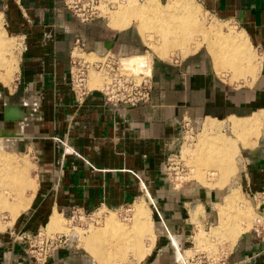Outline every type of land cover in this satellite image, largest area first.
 <instances>
[{"label":"crops","instance_id":"obj_1","mask_svg":"<svg viewBox=\"0 0 264 264\" xmlns=\"http://www.w3.org/2000/svg\"><path fill=\"white\" fill-rule=\"evenodd\" d=\"M197 4L198 16L202 6L232 19L243 30L238 34L244 37L252 63L244 76L229 80L249 82L236 85L220 78L225 76L223 70L218 69L204 40L213 67L208 54L200 50L175 62L152 59L150 101L131 107L107 103L98 90L76 99L68 77L76 37L83 40L85 52L74 54L87 61L98 60L107 51H128L131 43L124 29L131 25L148 47L134 20L125 26L104 16L108 22L96 18L81 23L60 0H0V16L21 38L15 84L20 95L14 101L9 92L2 103L24 113L21 126L19 120L0 119V141L10 153L4 155L29 163L25 153L6 142L22 135L36 163L28 207L14 220L5 217L6 228L0 229V264H31L25 245L14 238L18 234L44 228L47 222L46 230L54 229L75 208L85 212L119 209L136 201L151 205L157 215L154 264H171L170 249L175 251L174 260L183 264L179 252L192 236L189 224L207 206L215 188L203 193L198 188L195 191L193 184L178 186L166 173L167 156L179 148L180 124L189 119L194 126L206 118L202 127L209 120H243L264 113V0H198ZM146 53L132 51L121 58ZM256 128L259 132V124ZM245 136L236 141L237 155L242 152L243 159L240 183L245 190L259 194L264 191V144L258 143L262 136ZM23 166L31 174L34 166ZM214 204L220 203L213 202L211 207ZM226 256L227 264H264V242L249 230L237 237ZM47 264L94 263L77 248L66 246L57 249Z\"/></svg>","mask_w":264,"mask_h":264},{"label":"rangeland","instance_id":"obj_2","mask_svg":"<svg viewBox=\"0 0 264 264\" xmlns=\"http://www.w3.org/2000/svg\"><path fill=\"white\" fill-rule=\"evenodd\" d=\"M87 1L88 0H81L80 3H78V6L81 8L82 7L81 3L85 4ZM100 1H102L103 4L99 5ZM100 1H98V0H93V2L88 1L89 5H88V7H87V5H85L84 13L89 19L90 18H102L105 22H108L107 18H103L104 16L102 15V12L105 16H108L111 19V16L113 14H116L118 12V10L121 9V7H122L121 2H123L124 0H100ZM144 1L145 0H137L136 2L142 3ZM190 1H192L193 3L198 5L197 4L198 0H190ZM160 2H161L160 3L161 6H162L163 0H161ZM166 3L168 5L170 4V2H166ZM91 4L94 7L99 5V9H100V6L102 5L101 6L102 11L101 10L100 11H101V15L103 17H98V15H100V11L97 8H95V9H97L96 11L94 8H90ZM127 5L129 6L128 3L125 4V6H127ZM196 18H197L196 24H199L198 26L202 27L203 33L205 31V34H206L205 37H202L203 39L200 38L201 41L202 40L204 41V39H205V41L210 43V44L211 43L216 44V43H220V42L226 40L230 36H233V37L238 38L239 41L242 40L241 44L243 45L244 51L249 56L252 57L251 52L249 51L248 46H247L244 38L238 34V31H243V30L240 29L239 26H237V24L232 19H229V18L225 17L224 15L215 14L212 12H207L206 10H204L202 8V6H201V15L197 16ZM132 20H134V19L132 18ZM214 20H219L220 22H223L226 24L220 25ZM135 28L136 27L134 25H131L128 28L124 29V31H126L128 33V40L130 41L131 44L129 45L130 47H129L128 51H126V52H116L115 51V53H118L117 54L118 56H121V57L126 56V55L130 54L132 51L133 52L146 53L147 51L150 50V46L147 47L146 45H144L141 42L140 36L137 33ZM139 32H140V30H139ZM156 39H157V37L154 36L153 40L155 41ZM20 43H21V38L17 37L14 34V32L8 27V25L6 24V22L4 20L3 15L1 14V16H0V44H1L0 45L1 46L0 47V53H1L2 57L5 58L4 59L5 61H8V62L11 61V63L13 64V67H15V69L11 72L10 77L8 75L9 79L7 81H1L0 80V94H1L0 103H2L3 100H5V101L7 100L6 94L9 92L13 93L14 97L12 100L15 101L19 98L20 93H18L17 88L15 87V84L17 81L16 78H17L18 71H19V63H20V55H21L20 54V45H19ZM194 44L195 43H192L191 46L194 47ZM195 46H196V44H195ZM187 48H188V46H187ZM198 50L208 54L207 49L204 46H201ZM171 51H172V53H170V56L167 59H160V60L175 62L176 60H179L180 58H183L187 55H190V54L196 52V51H194V52L185 51L182 53V51H179L177 49H173ZM80 53H82V52H80ZM111 53L112 52H108V55H110ZM148 54H149V52L146 53V55H148ZM208 56H209V64H210V66L213 67L210 55L208 54ZM212 56H213V54H212ZM152 59L155 60V59H159V58L156 55L151 54V60L149 62V67H151ZM88 61L93 62L96 60H88ZM151 70H152V67H151ZM5 73H6V71H5ZM223 74L225 76H223V77L221 76L220 78H222L223 80H225L226 82H229L231 84L239 85L242 83L249 82L247 80L246 81L241 80L239 82L230 81L229 78L231 80L237 79V75H235L234 71H232V70H227V69L225 70L224 69ZM91 78H92V86H94V87L102 86L104 77L101 75V73H98V72L92 70L91 71ZM262 110H264V109H262ZM259 111H261V110H259ZM259 111H255L254 113L259 112ZM262 114L263 113H261V114L259 113L258 115L253 117V119L257 121L256 124H259V132L260 133H262V132L264 133V125H263L264 123L260 122V120H259V118L262 117ZM20 120L21 119H19V123H18L19 126H21V123H22V122L20 123ZM209 121L216 125V130H215V132H213L215 134V136L221 135L222 137H226V138L233 137L234 128L231 127L232 125H230L231 120L230 121H228V120L219 121V122L217 120H214V121L209 120ZM200 123L201 122H199V123L197 122L193 126V131H194L193 139L192 140H185V139L182 140L181 139L180 143H179V148H178L177 152H175L178 154V151H179L180 155H181L180 156V165H181L180 168L181 167L183 168V172L181 173L182 177L175 178L176 175L174 174V171L172 169H166V172L169 173L170 179L173 180L175 182V184H178V185L185 184V183L187 185L193 184L195 191L198 188L200 191H203V193H204V190L208 191L209 190L208 188H215L211 191L210 198H209L210 200H209V203L207 204V206L205 208L201 206L202 209H199V211H197V213H195L193 215L194 216L192 218L193 222L191 225L189 224V228L191 230L192 236H194V237H192V236L189 237V241L185 242L183 244V247L181 248V252L185 256V258H184L185 264H189V262L190 263L194 262L197 257L204 256V255H207L210 257L216 256V259H218L219 256L226 253L227 250L229 248H231L232 244L235 242V240L237 239L238 236H240V235L244 234L245 232L251 230L253 220L258 216L259 212L261 213V211L264 210V191L260 192L259 194L251 193V192L245 190L244 188H242V186H241V183H240V174H241L240 170L241 169L240 168H241V164H242V160H243L242 159V152H240L239 155H237V151L234 154H232L229 165H227L228 164L227 162H221V159H219L217 161L215 160L216 162L211 161L210 167L207 166L204 169L206 175L204 176L205 173L202 174L204 176L203 180H200L198 174H196L195 171H193V167L195 166V164H193V160H194L193 158H197V156L199 154L198 153L199 149L202 147L201 136L203 134L204 125L207 122L205 124H203L202 127L200 126ZM256 127H257V125H256ZM17 129L21 133H23V131L21 130L20 127H17ZM21 137H22V135L15 136V137H9L8 139H6V142L11 147H15V150L26 154V158H27L26 160L30 164L27 162L25 164H27L28 166L30 165V167L32 164L34 166V168H33V171L31 172V174H29V173L27 174V172L26 171L25 172H26L28 179H30L33 182L32 179L36 180V177H35L36 163L32 157V154L27 150V147L25 145V140ZM2 141L3 140L0 141L1 142V145H0V148H1L0 149V161L1 162H3V161H10L11 162L12 161L15 164H17V169H21V168L23 169V167H24L23 165H25V164L23 163V161L21 159H17V158H13V157H9V156L4 155V154H7L9 152L6 150L5 144ZM258 143L264 144V136H262L258 140ZM1 162H0V166L2 167L3 164ZM218 162H220V164L215 165ZM223 167L225 170L232 172V174H230L228 176V179L224 180V181H223L224 176L222 177V173H224V172L221 171V170H223L222 169ZM198 170H200V169H198ZM211 171L216 172V174H217V175L215 174L216 177H213L214 175H211ZM236 187H237L238 191H235V190L233 191V189ZM204 196H206V195L204 194ZM235 196H236V198H235ZM16 197L17 196H14V195L13 196L9 195L6 197V206H4V209H2L0 211V229L6 228L5 217H8V218L14 220L24 212L23 211L21 214L16 215V216H15V214H13L15 212L13 210V208L19 207L18 205H20V203H19L20 201H19L18 197L17 198ZM199 198H202V195ZM224 198H225V200H224ZM230 198H232V199H230ZM213 202H216V203L218 202L220 204H218V205L214 204L215 206L211 207V203H213ZM134 205L137 206L138 202L136 201L132 204L126 205V206L119 208V209H108V210L112 211L108 215H106L108 213L107 208L105 210H104V208H97V209L85 212L84 215H77V217H74V219H72L73 222L69 221V220H71L70 217L72 215L67 214L64 216V218L66 220H62V222L59 224V226L57 228L54 227L55 230L50 228L49 231H47L46 230V228L48 226V222H47L46 226L44 227V231L46 233L58 232V233H63V234L68 235V237H69L68 240L71 244L67 245V247L77 248V250H80L81 252H83L87 256V258L89 257L94 264H97V262L85 251L87 249L85 248V246L83 244L84 239H82V237H87L89 235L88 232H91V230H93V229L94 230L102 229L104 218H106L110 215L116 217L122 223H124V224L126 223V224L130 225L131 220L133 219V216L135 213V206ZM7 206H9V207L6 208ZM148 207H149L148 209H149V215H150L149 216V222H150V226H151L152 231H151V233L144 236L139 241V249H130L129 250V253L125 259L126 261L124 262V264H127L126 262H128V264H148L150 262H152L151 264H154V262H155V261H152V259H153L154 251H155V255H156V252H157L156 249H158V248H156L157 247V237L155 238V235H154V231H155L154 226L156 223L155 217L157 215H156L155 211L152 210L151 205H148ZM197 207H199V205L195 207V211L197 210ZM222 209L224 210V213H226L227 215L229 214L228 217H231L232 224H234L235 226H230V224L227 223L228 226L225 229L223 228V229H220L219 231H214L213 228H215L219 224V217H220L219 211L221 213ZM97 212H100L101 216H103V214H105L106 217H104L103 219L97 218V215H96ZM214 213L216 215L215 219H214ZM217 218H218V220H217ZM101 219H102V221H101ZM7 221H9V219ZM237 226H239L238 227L239 228L238 234H236V231L238 229L235 232H233L234 229L237 228ZM59 228L61 230H59ZM41 230H43V228ZM81 233H83L82 237L79 235ZM201 234H204V235H201ZM195 250H197V251H195ZM168 256H169V259L171 260V264H178L174 260V256H175L174 249H172V250L170 249Z\"/></svg>","mask_w":264,"mask_h":264},{"label":"bare ground","instance_id":"obj_3","mask_svg":"<svg viewBox=\"0 0 264 264\" xmlns=\"http://www.w3.org/2000/svg\"><path fill=\"white\" fill-rule=\"evenodd\" d=\"M136 1L137 0H124L121 2V9L111 16L113 23H124L125 26L132 24L133 21L131 19L133 18L146 44L150 46L148 55L120 58L122 64L130 73L136 75L141 72L144 75L149 74L151 72V67H149L151 54L156 55L159 59H167L173 49L182 51V53L185 51L194 52L206 42L200 40V38L204 37L205 31L203 33V28L198 26L199 24H196V17L199 15L200 8L192 1L163 0L162 6L160 4L161 0H145L142 3H137ZM166 2H170V4L168 5ZM127 3L129 6H125ZM102 15L105 16L103 12ZM154 36L157 37L155 41L153 40ZM237 40L238 38L230 36L220 43H206L208 49H211L218 69L221 72L224 69L232 70L235 75L240 78L244 76V71L249 69L252 63V57L244 51L243 45L241 44L242 40ZM192 43H195L196 46L194 44V47H192ZM4 59L5 58H3L0 53L1 81H7L11 72L15 69L11 61L8 62ZM98 60L104 61L105 58L102 57ZM91 71L89 73V85L90 87H94L92 86ZM260 118V122L264 123V113ZM231 122V127L234 128L233 137L231 138L222 137L221 135L215 136L213 132L216 130V125L210 121L204 125L203 134L201 136L202 147L199 149L197 158H193V164H195L193 171L198 174L200 180H203V177L206 175L204 169L207 166L210 167L211 161L216 162L221 159V162H227V165L230 164L232 154L238 149H236L237 139H241L245 135H255L256 139H258L264 135L263 132L260 133L257 131L256 125L258 124H256L257 121L253 118H245L243 120L232 118ZM1 163L3 165L2 167L0 166V211L6 206V197L14 195L17 196L20 201L19 207L15 206L16 208H13L15 211L13 214L16 216L21 214L28 207L35 184L28 179L26 172L22 168L17 169V164L14 162L3 161ZM219 164L220 162L215 165ZM222 169L221 171L224 172L222 173L224 181L228 179V176L232 174V172L225 170L224 167ZM202 174H204V176ZM215 174V171H211V175H214L213 177H216L217 174ZM8 207L9 206L6 208ZM148 208L145 202H141L135 206V213L130 225L122 223L112 215L106 217V215L112 212L111 210L107 209L108 213L106 215L103 214V216H101L100 212H97V218H106L103 220L102 229L91 230V232H88L89 235L87 237H82L83 233L79 234L82 239H84L83 244L85 248L96 257L99 264H124L129 250L139 249V241L152 231L149 222L150 215ZM105 209L106 208H104V210ZM221 211L224 213L223 209ZM222 212L220 213L219 211V224L213 228L214 231L225 229L228 226L227 223H229L230 226H235L232 224L231 217H228L229 214H223ZM69 221L73 222L72 219ZM53 226L57 228L59 225L55 224ZM238 227L239 226L233 231L235 232L238 229L236 234L239 233ZM59 230L61 229L59 228ZM211 258L216 259V256H211ZM126 263L128 264V262Z\"/></svg>","mask_w":264,"mask_h":264},{"label":"built area","instance_id":"obj_4","mask_svg":"<svg viewBox=\"0 0 264 264\" xmlns=\"http://www.w3.org/2000/svg\"><path fill=\"white\" fill-rule=\"evenodd\" d=\"M80 1L81 0H60L62 7L81 23L91 22L96 19H89L84 13L85 5L88 7V1L93 2V0H88L85 4L81 3V8L78 6ZM100 4H103V2L100 1L99 5ZM99 5L94 7L91 4L90 8H97L100 11ZM97 9H95V11ZM98 17H103L101 11ZM74 52H85V45L80 37H76L73 42L70 53V70L68 77L69 86L76 99H82L90 91L98 90L107 103L114 105L122 104L134 107L146 104L150 101L152 70L147 75H144L142 72L137 75L130 73L122 64L120 59L121 56L113 52L108 55V52L111 51H107L101 56L105 58L104 61L96 60L93 62H89L81 56L75 55ZM91 70L101 73L104 77V83L100 88L90 87L89 73ZM180 134L182 140L193 139V125L189 119L183 120L180 124ZM176 154L177 153H171L167 156L165 170L172 169L176 175L175 178H178L182 177L181 173L183 172V168H180V152L178 151V154ZM166 173L169 174L168 172ZM69 214L72 215L70 219H74L77 215H84L85 211L75 208L71 210ZM41 229L42 228L31 233H21L14 237L25 245V254L31 264H47L48 259L57 249L71 244L68 240V235L58 232L46 233L44 228L43 230ZM251 231L264 242V210L261 213L259 212L258 216L253 220ZM219 257L218 259H212L207 255L199 256L196 258L197 261L189 262V264H227L226 253Z\"/></svg>","mask_w":264,"mask_h":264},{"label":"water","instance_id":"obj_5","mask_svg":"<svg viewBox=\"0 0 264 264\" xmlns=\"http://www.w3.org/2000/svg\"><path fill=\"white\" fill-rule=\"evenodd\" d=\"M2 107H3V112H4L2 114L3 121H9V122L15 123L24 115L23 111L17 108H10L8 105L4 103H2Z\"/></svg>","mask_w":264,"mask_h":264},{"label":"flooded vegetation","instance_id":"obj_6","mask_svg":"<svg viewBox=\"0 0 264 264\" xmlns=\"http://www.w3.org/2000/svg\"><path fill=\"white\" fill-rule=\"evenodd\" d=\"M2 118V110H1V108H0V119ZM206 118H203L202 120H201V123L200 124H202V122L205 120ZM219 121H221V120H219ZM178 185V184H177ZM179 186V185H178ZM194 237V236H193ZM189 248V247H188ZM179 256L181 257V259H182V263L184 264L185 263V256L182 254V252L180 251L179 252Z\"/></svg>","mask_w":264,"mask_h":264}]
</instances>
